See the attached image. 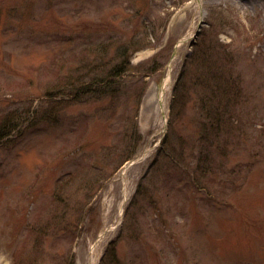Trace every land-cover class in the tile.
Returning a JSON list of instances; mask_svg holds the SVG:
<instances>
[{
	"label": "rangeland",
	"instance_id": "374dc122",
	"mask_svg": "<svg viewBox=\"0 0 264 264\" xmlns=\"http://www.w3.org/2000/svg\"><path fill=\"white\" fill-rule=\"evenodd\" d=\"M133 40L140 47L109 96L63 97L46 118L55 110L46 91L60 77L85 61L86 70L119 62L117 47ZM200 47L210 77L219 69L234 86L222 96L207 90L201 106L208 88L188 76L174 105ZM207 104L227 109L211 134ZM172 118L177 164L159 153ZM206 133L214 172L201 177L194 167ZM113 240L118 261L105 256ZM16 256L21 264H264V3L0 0V264Z\"/></svg>",
	"mask_w": 264,
	"mask_h": 264
},
{
	"label": "trees",
	"instance_id": "16d2710c",
	"mask_svg": "<svg viewBox=\"0 0 264 264\" xmlns=\"http://www.w3.org/2000/svg\"><path fill=\"white\" fill-rule=\"evenodd\" d=\"M139 47L140 45L137 44L136 40H133L132 42L130 41L129 43H124L120 45L119 47H117L118 49H117L116 54L122 57L119 62L117 63L115 62V60L118 58L115 59V56H114L112 60L113 63L111 64V66H109L111 60L105 61V62L102 61L100 64L96 65V67L100 66L99 69L91 68V69L86 70L87 61H85L80 64L82 71L78 67H76L75 72L72 71L69 75L63 78L60 77V79H58L59 81L57 80L58 81L57 84L55 83L53 88L46 91V96H47L46 99L51 101V103L53 104L52 109H55L52 111V113H47L48 116H46V118L51 116V114L56 116L55 113L57 111V108H59L60 106L59 105L60 102L58 101H60L63 97L67 99L68 101H70V99L80 101L85 98L91 99V98H100V97L109 96L114 91V88H115L112 85L114 78H116L117 75L125 73L129 69V66L131 64L130 54H129L130 51L138 50ZM104 51H105L104 49L101 50L100 56H99L100 58L101 57L104 58L103 56V53H105ZM197 53L191 56V59L188 61L187 65L181 72L178 82L175 85L174 105H176L179 98L183 96V91H185L186 89L187 90L190 89V87L187 85V81L185 80V78H188V76L194 77L195 79L194 81L195 82L197 81L198 84H200L199 82H203L205 87L208 88L206 89V91H199V97L201 98V106H204L205 101H207L206 99L207 90H209V94L213 93V95H215L217 93V96H222V94L224 93L228 94L230 92L228 90L229 87L234 86V83L232 82V80L225 79L223 72H220L219 69L217 70L216 75L212 74L213 78H211L209 72L212 70L210 67L207 69V66L205 64V62L208 61L210 54L208 53L202 54L201 47ZM188 72H191V73L188 74ZM87 76H90V80L85 79ZM85 80H89V81H85ZM223 89H225V91H223ZM199 90L201 89L199 88ZM225 101L228 102L226 99ZM56 102H57V105H56ZM216 108L218 107H215L214 105H209V104H207L206 107H203L204 114L207 113L205 115V118L209 119L210 117H212L210 114L211 111L215 114L213 117V120L215 119L213 129L208 128L206 124V120L204 123V128L208 129L209 134L215 133L216 130H219L222 127L221 122L224 123L225 118H226L225 115L227 114L226 113L227 109L223 108L222 109L223 112L220 113L221 115H219L217 112L214 111V109ZM41 117L43 118L44 116H41ZM38 120L39 119H37V121ZM175 128H176L175 120L172 118L170 119L169 130H168L166 137L163 139V143L159 149L160 151L159 153L163 157H167L168 159L171 158L170 161L173 162L174 164H177L178 162L175 161V159H178V158L172 156L173 154H176V152L174 150L172 142L170 141L172 140L174 135H177V133H175ZM11 132L12 130L6 131L2 133L1 137H6L10 135ZM208 133H206L205 135H202V139L203 140L206 139V140L200 146L201 154L196 162V166L194 167V169H196L197 171L199 169H204V172L201 173L203 174L201 175V177H204L206 175L211 174V172H214L212 170L213 169L212 152L213 151L215 152V149L213 147V143L212 144L209 143ZM134 139H135L136 145L138 146L141 141V137L136 135ZM136 145H135V148L137 149ZM135 148L128 152L125 158V161H127L129 158H131L134 155V153L136 152ZM69 180L70 178H68L66 182H68ZM193 180L199 181L200 176L199 177L193 176ZM105 256L107 257L110 256L112 261H118L119 257L117 254V245L115 241H112L110 243ZM21 261L22 260L18 256H16L13 259L12 264H21Z\"/></svg>",
	"mask_w": 264,
	"mask_h": 264
},
{
	"label": "bare ground",
	"instance_id": "6f19581e",
	"mask_svg": "<svg viewBox=\"0 0 264 264\" xmlns=\"http://www.w3.org/2000/svg\"><path fill=\"white\" fill-rule=\"evenodd\" d=\"M251 3H264V0H250ZM169 79H166V81H168ZM161 87H163V85H161ZM162 99V97H161Z\"/></svg>",
	"mask_w": 264,
	"mask_h": 264
}]
</instances>
